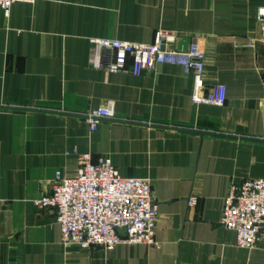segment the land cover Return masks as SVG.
<instances>
[{"label":"crops","instance_id":"obj_1","mask_svg":"<svg viewBox=\"0 0 264 264\" xmlns=\"http://www.w3.org/2000/svg\"><path fill=\"white\" fill-rule=\"evenodd\" d=\"M264 0H40L0 8V264H264L221 225L232 185L264 179ZM198 41L205 93L194 76L158 65L140 76L92 65L91 38L150 45L157 31ZM113 104L92 132L83 115ZM109 157L122 178L149 179L157 246L108 250L62 242L51 193L79 155ZM198 197L195 207L188 203Z\"/></svg>","mask_w":264,"mask_h":264},{"label":"built area","instance_id":"obj_2","mask_svg":"<svg viewBox=\"0 0 264 264\" xmlns=\"http://www.w3.org/2000/svg\"><path fill=\"white\" fill-rule=\"evenodd\" d=\"M40 0H0V8L9 17L17 3L35 4ZM259 19L264 17V8ZM92 65L110 73L129 72L140 76L158 65H176L194 76L192 101L196 105L221 107L226 102V89L213 86L207 94L204 81L205 53L198 41L187 50H178V35L157 31L152 44L141 45L109 38H91ZM113 104L92 110L83 117L94 132L112 117ZM196 195L188 199L195 207ZM41 207L53 208L60 226L62 242L82 249L99 247L111 250L122 243L157 246L155 231L158 205L149 179L122 178L109 157L93 161L90 153L79 155L78 174L63 178L56 173L51 193L37 201ZM221 225L236 235V246L252 249L264 230V179L232 185L224 201Z\"/></svg>","mask_w":264,"mask_h":264},{"label":"water","instance_id":"obj_3","mask_svg":"<svg viewBox=\"0 0 264 264\" xmlns=\"http://www.w3.org/2000/svg\"><path fill=\"white\" fill-rule=\"evenodd\" d=\"M188 46H189L188 42L180 41L178 43V50H184L185 51L188 49Z\"/></svg>","mask_w":264,"mask_h":264}]
</instances>
